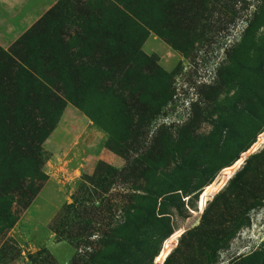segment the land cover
I'll list each match as a JSON object with an SVG mask.
<instances>
[{
  "label": "rangeland",
  "instance_id": "1",
  "mask_svg": "<svg viewBox=\"0 0 264 264\" xmlns=\"http://www.w3.org/2000/svg\"><path fill=\"white\" fill-rule=\"evenodd\" d=\"M259 2L0 0V264H264Z\"/></svg>",
  "mask_w": 264,
  "mask_h": 264
},
{
  "label": "trees",
  "instance_id": "2",
  "mask_svg": "<svg viewBox=\"0 0 264 264\" xmlns=\"http://www.w3.org/2000/svg\"><path fill=\"white\" fill-rule=\"evenodd\" d=\"M256 1L259 2V0H256ZM263 4H264V0H260V2L258 3V5L256 6V13H257V10L260 9V6L263 5ZM34 74H35L34 72L31 74V78H32V75H34ZM42 250H44V249H42ZM43 253H44V251H43ZM74 260H75V258H74Z\"/></svg>",
  "mask_w": 264,
  "mask_h": 264
}]
</instances>
